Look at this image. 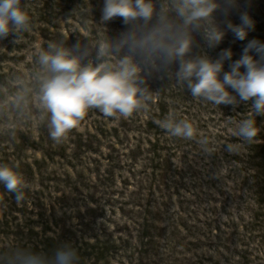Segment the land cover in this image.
Masks as SVG:
<instances>
[{"label": "rangeland", "instance_id": "1", "mask_svg": "<svg viewBox=\"0 0 264 264\" xmlns=\"http://www.w3.org/2000/svg\"><path fill=\"white\" fill-rule=\"evenodd\" d=\"M30 1L22 5L30 18L38 10L34 37L24 42L30 31L9 34L0 45V164L16 167L29 182L19 203L0 184V264H15L20 249L50 253L65 242L78 250L80 264H177L173 250L181 245L175 243L186 233L211 238L207 245L188 242L203 249L188 264H264V116H255L251 101L217 106L193 98L174 76L154 74L146 111L113 118L89 110L55 143L40 100L48 73L39 51L49 42H79L94 56L100 43L128 26L122 18L100 23L104 0ZM242 13L254 21L245 40L226 31L208 48L194 33L191 55L215 60L230 48L227 72L248 41L264 43V0H236L227 17L217 11L215 19L226 28L225 19L239 25ZM170 113L190 121L197 138L161 129L157 121ZM246 118L258 128L251 144L232 131ZM201 137L210 153L197 142ZM228 144L237 150L226 151Z\"/></svg>", "mask_w": 264, "mask_h": 264}, {"label": "clouds", "instance_id": "2", "mask_svg": "<svg viewBox=\"0 0 264 264\" xmlns=\"http://www.w3.org/2000/svg\"><path fill=\"white\" fill-rule=\"evenodd\" d=\"M235 5L236 0H104L100 23L122 18L128 27L117 37L100 43L94 56L87 45L81 48L79 42L71 47H65L63 42H49L47 49L38 53V62L48 73L41 83L40 100L51 139L61 143L89 110L113 118H128L146 111L153 96L148 80L154 74H162L161 78L174 76L193 98L217 106L235 107L251 101L255 116H264V43L258 39L248 41L241 57L229 64L227 72L224 62L232 58L230 48L222 50L215 60L207 54L191 55L194 33L202 35L208 48L218 46L226 31H231L237 40L246 39L254 28L247 13L241 14L239 25L225 19L226 28L215 19L217 11L227 17ZM30 29L31 18L22 0H0V40L9 34L18 38ZM157 123L172 137L197 138L194 125L172 113ZM232 131L240 141L251 144L258 134L256 120L235 122ZM197 142L210 153L207 137ZM237 148L238 145L228 144L226 151L231 153ZM0 184L15 195L17 203L24 200V190L29 187L24 174L8 164H0ZM14 261L80 264V256L72 243L65 242L50 253L20 249Z\"/></svg>", "mask_w": 264, "mask_h": 264}, {"label": "bare ground", "instance_id": "3", "mask_svg": "<svg viewBox=\"0 0 264 264\" xmlns=\"http://www.w3.org/2000/svg\"><path fill=\"white\" fill-rule=\"evenodd\" d=\"M23 1V0H22ZM30 1V0H29ZM31 2V1H30ZM80 4H76V6ZM38 18V10L35 9V15L33 18H31V29H30V33L28 35V37H26L23 41L27 42L30 41L33 37H34V24H36V19ZM5 39L0 40V45L3 44V42H5ZM72 223H68V226L71 227ZM79 236L82 237V232L79 233ZM195 237L197 239H201V241L207 245L210 241L211 238L206 237V236H196ZM196 238L190 236L189 234H185V236H181L180 238H178L175 243V245L177 246L178 244H180L181 246H178L177 250H173V258L177 260V264H181L182 262H184L185 264H188L190 262L193 261L196 253L202 251V248H195V246L191 245L190 247L187 246L188 242L196 240ZM226 251H229L230 253H232V249H226Z\"/></svg>", "mask_w": 264, "mask_h": 264}]
</instances>
